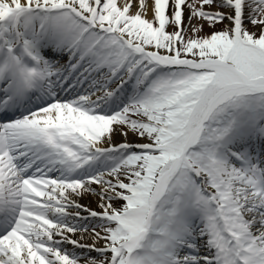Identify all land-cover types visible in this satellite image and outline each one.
I'll return each instance as SVG.
<instances>
[{
  "label": "snow or ice",
  "instance_id": "1",
  "mask_svg": "<svg viewBox=\"0 0 264 264\" xmlns=\"http://www.w3.org/2000/svg\"><path fill=\"white\" fill-rule=\"evenodd\" d=\"M0 264H264V0H0Z\"/></svg>",
  "mask_w": 264,
  "mask_h": 264
},
{
  "label": "bare ground",
  "instance_id": "2",
  "mask_svg": "<svg viewBox=\"0 0 264 264\" xmlns=\"http://www.w3.org/2000/svg\"><path fill=\"white\" fill-rule=\"evenodd\" d=\"M149 18H151V12H149ZM133 139H135V138L133 137ZM80 202L83 204L89 205L90 207L96 208V198L95 197L85 196ZM91 242L92 241L90 239L84 241V243H89V244ZM68 247L71 248L70 245Z\"/></svg>",
  "mask_w": 264,
  "mask_h": 264
},
{
  "label": "rangeland",
  "instance_id": "3",
  "mask_svg": "<svg viewBox=\"0 0 264 264\" xmlns=\"http://www.w3.org/2000/svg\"><path fill=\"white\" fill-rule=\"evenodd\" d=\"M212 31V29H209V28H207V26L205 27V33H202L201 35H203V34H206V33H210Z\"/></svg>",
  "mask_w": 264,
  "mask_h": 264
}]
</instances>
